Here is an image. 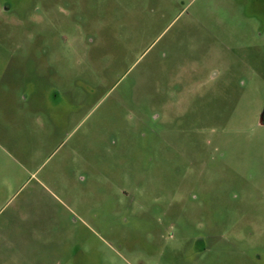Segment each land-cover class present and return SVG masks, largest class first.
Listing matches in <instances>:
<instances>
[{
    "label": "rangeland",
    "instance_id": "374dc122",
    "mask_svg": "<svg viewBox=\"0 0 264 264\" xmlns=\"http://www.w3.org/2000/svg\"><path fill=\"white\" fill-rule=\"evenodd\" d=\"M259 0H0V264H264Z\"/></svg>",
    "mask_w": 264,
    "mask_h": 264
},
{
    "label": "flooded vegetation",
    "instance_id": "af4514ba",
    "mask_svg": "<svg viewBox=\"0 0 264 264\" xmlns=\"http://www.w3.org/2000/svg\"><path fill=\"white\" fill-rule=\"evenodd\" d=\"M259 3L264 5V0H259ZM256 126L264 127V101L262 103L261 110L259 111L257 115Z\"/></svg>",
    "mask_w": 264,
    "mask_h": 264
}]
</instances>
